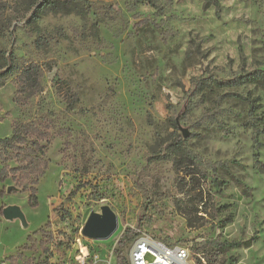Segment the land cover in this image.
Here are the masks:
<instances>
[{"label":"rangeland","instance_id":"1","mask_svg":"<svg viewBox=\"0 0 264 264\" xmlns=\"http://www.w3.org/2000/svg\"><path fill=\"white\" fill-rule=\"evenodd\" d=\"M36 1L0 0V138L16 123L47 133L34 206L30 180L24 189L23 173L10 171L19 152L0 146V208L19 206L27 223L0 215V264H62L89 215L105 208L117 230L83 239L101 258L100 244L116 260L133 230L187 247L193 264H264V85L238 89L241 97L191 93L201 75L264 68V0H89L84 15L47 11L31 23ZM30 62L44 69L42 91L18 104L17 76ZM177 134L205 180L164 158ZM199 180L209 196L195 214Z\"/></svg>","mask_w":264,"mask_h":264},{"label":"trees","instance_id":"2","mask_svg":"<svg viewBox=\"0 0 264 264\" xmlns=\"http://www.w3.org/2000/svg\"><path fill=\"white\" fill-rule=\"evenodd\" d=\"M205 5L212 3V0H202ZM134 5L147 4L151 7H156V0H133ZM91 8V1L89 0H37L34 3V9L31 14V23H35L45 12H61V13H76L79 15H84ZM2 29L0 27V34ZM11 72V71H10ZM44 74V69L41 65L30 62L25 64L18 73L17 80V92L15 95V102L18 104H24L32 96L40 93L42 91L41 78ZM2 75L0 72V86L2 85ZM250 85H264V68L255 67L253 69L242 68L239 72L233 74L232 76L226 78H219L213 76L201 75L192 79V95L194 94H206L214 91H234L233 93L236 97H241L239 93H236L238 89L242 87H247ZM249 94V93H248ZM72 99V97L70 98ZM77 98L74 96L73 100L68 101L67 108L71 109ZM245 100L248 101L250 107L255 103V100L248 95ZM245 126L253 128L256 135H259L263 129H260L256 124L244 123ZM172 127L177 129L178 122L174 119L172 121ZM47 133L36 128L33 125H27L23 123H16L13 127L12 134L9 137L0 138V146L4 149H14L17 153L16 157L20 158L19 165L10 171L23 173L22 178H20L17 183L20 184L24 189L26 187V180H30V197L29 203L31 206L35 205V185L38 182V178L44 173L46 169L47 162L44 159L45 146L40 142L45 140ZM182 135L177 134L173 141L169 144V153L165 155L164 158L168 156L173 157V164L177 171L182 172L186 176L195 177V173L200 174L202 180L206 179L205 171L198 169L195 165L194 157L187 153L185 146L183 145ZM25 146V147H23ZM161 154L157 153L153 156L155 159L161 158ZM11 159V156L7 155L5 161ZM7 168L4 166L0 170V182H3L7 177ZM31 176V179H30ZM201 180L197 181L196 185H193V190H195V206L194 213L198 211L199 205H201L202 212H207L206 202L209 196V191L203 184L200 183ZM191 183V182H188ZM0 215H2V208H0ZM213 218L214 216L211 215ZM199 219L204 220L201 216ZM230 219H228L229 222ZM205 221V220H204ZM187 224L190 227H201L204 223H195L192 220L187 219ZM136 235L135 231L127 230L121 235L118 248L116 250V261L117 264H128L127 260L122 257L121 249L125 241L132 239Z\"/></svg>","mask_w":264,"mask_h":264},{"label":"built area","instance_id":"3","mask_svg":"<svg viewBox=\"0 0 264 264\" xmlns=\"http://www.w3.org/2000/svg\"><path fill=\"white\" fill-rule=\"evenodd\" d=\"M93 241H104L90 239L82 235L75 239L73 249L62 264H116L113 249H108L100 244V249H106L107 254L101 258ZM128 264H193L187 247L181 245L170 246L164 242L154 239L146 234H136L132 239L126 254Z\"/></svg>","mask_w":264,"mask_h":264},{"label":"water","instance_id":"4","mask_svg":"<svg viewBox=\"0 0 264 264\" xmlns=\"http://www.w3.org/2000/svg\"><path fill=\"white\" fill-rule=\"evenodd\" d=\"M4 219L12 221L18 219L23 227L27 226L25 216L17 205H7L2 208ZM116 216L109 209H103L101 215H89L82 228V234L90 239L107 240L117 230Z\"/></svg>","mask_w":264,"mask_h":264}]
</instances>
